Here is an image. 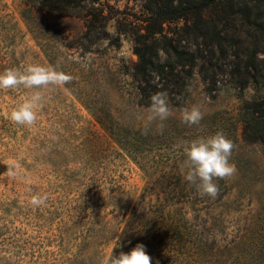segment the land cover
<instances>
[{
	"label": "rangeland",
	"instance_id": "obj_1",
	"mask_svg": "<svg viewBox=\"0 0 264 264\" xmlns=\"http://www.w3.org/2000/svg\"><path fill=\"white\" fill-rule=\"evenodd\" d=\"M25 1L0 0V73L39 64L72 80L0 89V264H105L138 244L127 237L135 209L147 215L141 239L155 228L146 246L152 264H264V142L247 139L242 122L245 104L264 96V87L234 86L228 66L210 84L198 67L181 71V93L159 90L173 112L161 121L150 111L154 92L145 96L133 74L136 48L165 60L161 38L137 41L144 40L147 0H100L103 25L79 7L57 32L27 25ZM183 25L164 23L166 39L185 51L221 54L191 45ZM159 80L149 88L163 87ZM34 91L44 96L35 124L13 123L11 112ZM193 105L204 116L189 126L181 113ZM218 131L234 143L236 171L215 180V197L201 196L182 175L185 149ZM37 194L48 195L39 207L30 204Z\"/></svg>",
	"mask_w": 264,
	"mask_h": 264
},
{
	"label": "trees",
	"instance_id": "obj_2",
	"mask_svg": "<svg viewBox=\"0 0 264 264\" xmlns=\"http://www.w3.org/2000/svg\"><path fill=\"white\" fill-rule=\"evenodd\" d=\"M24 3L27 8L21 16L27 25L39 28L47 25L54 32L59 31L64 17L72 15V11L79 7H87V16L91 15L99 24L105 22L100 0H27ZM146 8L149 15L145 20V33L140 35L144 40L139 37L137 41L149 40L152 44L159 43L161 38V49L166 54H163L165 60L162 61L161 54H146L145 49L136 48L138 62L133 74L139 82L145 83L141 87L145 96L159 93L169 85L181 93L185 82L180 72L185 71L189 75L195 67L209 84L214 82L218 73L225 72L223 67L228 66V75L234 86L244 88L250 85L256 92L264 87V55L260 54L264 53V0H147ZM176 21H183L181 28L191 39V45H197V49L203 45L210 51L217 48L221 54H196L168 41L163 24ZM243 43L246 46L243 47ZM234 45L242 47L241 54H228ZM156 77L163 78V81H158L163 87L149 88L150 80ZM244 108L245 137L264 142V96L253 98ZM144 216L147 215L139 214L137 209L133 211L129 225L131 233L127 237L135 243L144 242L145 246H152L156 237L154 226L144 239L139 236ZM125 235L123 228L120 236Z\"/></svg>",
	"mask_w": 264,
	"mask_h": 264
},
{
	"label": "clouds",
	"instance_id": "obj_3",
	"mask_svg": "<svg viewBox=\"0 0 264 264\" xmlns=\"http://www.w3.org/2000/svg\"><path fill=\"white\" fill-rule=\"evenodd\" d=\"M71 80L70 74L58 71L54 67L32 64L22 72L9 68L0 73V89H15L20 86L25 89H46L50 85L63 87ZM43 99L42 91L32 92L29 98L11 112V121L28 127L34 125L37 110L42 107ZM150 111L153 118L161 121L173 115L167 97L162 92L151 97ZM203 116L201 109L193 105L190 109L182 110L181 122L189 126L199 125ZM233 149V141L219 131L208 138L193 140L185 149L188 170L185 174L182 169V175L189 183L196 185L201 196L215 197L219 191L215 180L229 178L235 174L236 167L229 162ZM47 199V194L33 195L30 204L39 207L44 205ZM105 264H152V257L146 251V246L138 243L130 252H121L119 256L109 257Z\"/></svg>",
	"mask_w": 264,
	"mask_h": 264
}]
</instances>
